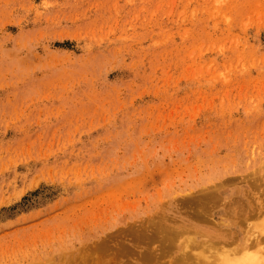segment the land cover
<instances>
[{
  "label": "rangeland",
  "instance_id": "rangeland-1",
  "mask_svg": "<svg viewBox=\"0 0 264 264\" xmlns=\"http://www.w3.org/2000/svg\"><path fill=\"white\" fill-rule=\"evenodd\" d=\"M256 195L264 0H0V264H264Z\"/></svg>",
  "mask_w": 264,
  "mask_h": 264
},
{
  "label": "bare ground",
  "instance_id": "bare-ground-1",
  "mask_svg": "<svg viewBox=\"0 0 264 264\" xmlns=\"http://www.w3.org/2000/svg\"><path fill=\"white\" fill-rule=\"evenodd\" d=\"M249 176L250 177H247V180L245 182L247 184H249L251 187L258 189L261 182H262V180H261L262 177L256 175L255 173H249ZM229 180H236V179L235 178H229ZM212 195H213V193H211V191H209V192H205L202 197H211ZM224 204L226 206L225 207L226 212L230 213V215L234 221L245 223L247 221L246 220L247 218H249V217L251 218L254 215L258 216L261 213H263V211H264V196L259 198V195H258L257 199L254 200V202L249 201L246 198L245 204L240 202V201L238 202V199L236 200V199H233L230 197L229 199L225 200ZM198 218H200V216ZM186 220H188V219H186ZM189 220L185 223L182 222L176 230L178 232H183L184 229L190 230V229H194V228L202 230L203 226H201L200 224H194L193 222H191ZM203 230H205V232L207 234L213 235L214 238H216V239H219V237H220V235L217 231H213V230L209 231V230L204 229V228H203ZM187 239L189 240V242L191 241L189 238H187ZM228 239H230V238H228ZM202 242H207V241L203 240ZM240 242H241L240 246H236V248H238L240 251H242L244 253L247 249H249V247L252 244L256 245V247L258 248L257 250L259 252L261 251V243H259L258 238H255L253 241V239H249V237H246L245 239H242ZM206 244H207V245H205L206 247H201V248L202 249L205 248L207 250H211L213 248L212 251L214 252V254H217V250H219L218 248H214L213 245H210L211 242H208ZM189 246H190V244H188L187 241L184 242V244H183L184 250H186ZM184 250L182 251V253H184ZM222 251H223V249H222ZM186 254H187V251L183 254V256H184L182 258L183 260H185ZM182 259H181V261H183ZM225 261H226V262H224L225 264H254L255 258L253 256H251V254H244V256L239 260H235V261L225 260Z\"/></svg>",
  "mask_w": 264,
  "mask_h": 264
}]
</instances>
